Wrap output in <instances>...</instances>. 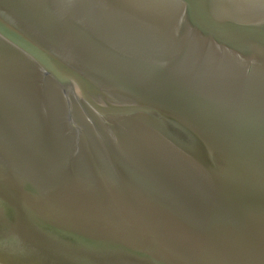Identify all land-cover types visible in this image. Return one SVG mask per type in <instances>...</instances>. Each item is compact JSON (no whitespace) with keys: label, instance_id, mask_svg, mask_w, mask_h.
I'll return each instance as SVG.
<instances>
[{"label":"water","instance_id":"obj_1","mask_svg":"<svg viewBox=\"0 0 264 264\" xmlns=\"http://www.w3.org/2000/svg\"><path fill=\"white\" fill-rule=\"evenodd\" d=\"M0 264H264V0H0Z\"/></svg>","mask_w":264,"mask_h":264}]
</instances>
